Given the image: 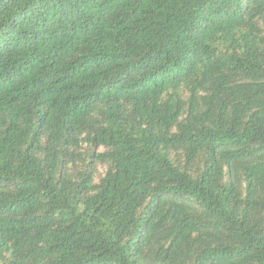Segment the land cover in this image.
<instances>
[{
    "label": "trees",
    "instance_id": "trees-1",
    "mask_svg": "<svg viewBox=\"0 0 264 264\" xmlns=\"http://www.w3.org/2000/svg\"><path fill=\"white\" fill-rule=\"evenodd\" d=\"M0 264H264V0H0Z\"/></svg>",
    "mask_w": 264,
    "mask_h": 264
}]
</instances>
